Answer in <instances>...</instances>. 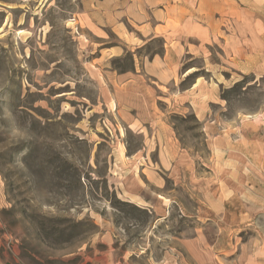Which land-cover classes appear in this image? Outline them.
<instances>
[{"label":"rangeland","instance_id":"rangeland-1","mask_svg":"<svg viewBox=\"0 0 264 264\" xmlns=\"http://www.w3.org/2000/svg\"><path fill=\"white\" fill-rule=\"evenodd\" d=\"M173 3L185 20H171ZM196 4L0 0V264H202L178 241L198 234L207 264H264V79L215 86L221 101L208 104V121L227 133L222 153L171 101L196 77L210 79L204 57L226 58L221 39L183 55L173 81L157 77L169 41L180 50L199 45L189 20ZM191 67L197 72L185 75ZM149 100L162 116L147 132L127 117L132 107L146 115ZM243 135L257 148L238 146ZM158 152L181 184L142 172L148 157L157 173ZM256 154L258 163H248ZM221 155L246 159L242 177L222 176ZM137 184L150 212L133 201ZM222 186L233 192L223 211L208 207Z\"/></svg>","mask_w":264,"mask_h":264},{"label":"crops","instance_id":"crops-1","mask_svg":"<svg viewBox=\"0 0 264 264\" xmlns=\"http://www.w3.org/2000/svg\"><path fill=\"white\" fill-rule=\"evenodd\" d=\"M189 3L192 4L190 1ZM170 7H172L173 12L171 20L178 22L180 20L182 21V19L185 20V17H182L181 14L180 4L173 3ZM161 13L165 15L167 14L164 10H161ZM189 20L195 21V25L193 26L194 29H192L190 33L191 37H194L199 45L189 43L184 50H180L177 46H171L172 41H169L164 50L163 60L161 59L163 68L165 69L166 67L167 70L162 69L157 73V77L158 79L160 77V82L163 84L173 81V75L178 73L179 67L181 66V57L183 55L188 54L196 56L200 54V44L203 43L208 45L210 39H214V37L221 39L224 45L226 58L224 57L221 62L215 63L208 59L209 55L204 57L203 70L206 73L211 74L210 79L200 80V78L196 77L187 89L178 90V96L175 99V96L173 98L171 97V101L172 103H178V107L183 109V114H186L187 112L193 114L203 125L205 135L209 138L208 141L210 144H212V151L218 150L223 153L224 150H229L230 147L227 146V149H221V147L218 148V145L225 141L224 137L227 136V133L223 135L218 134L217 132L214 133V127L210 124L212 119H209L208 121L211 114L208 104L221 101L218 92L219 89L217 88L218 90H216L215 86L218 87L227 84L229 85L228 87H230L238 83V80H236L234 76L242 77L252 75L256 80L264 79V0H197V4L194 5L192 11L189 13ZM200 22H204V25ZM163 25L164 24L157 26L164 27ZM197 70V68L191 67L185 72V75H192L196 73ZM224 71L225 74L227 73V77L221 80L222 75L221 77H217L216 74L217 72L222 74ZM167 72H170V74ZM150 101L151 100L148 102V111L146 112V115L144 110L142 113H137L136 108L132 107V114L129 113L127 117L130 124L137 122L141 127H145L147 132L152 123L156 124L158 122L156 119H158L159 115L162 116L161 112H157V110L152 107ZM262 112L263 113L258 115L260 120H264V110ZM241 140L243 142H241ZM236 142L238 146L239 144H242L244 150L246 147L248 148L246 145H251L252 148H257V143L255 141L249 143L244 135L239 137ZM146 145L149 148H156V150L157 147L159 148L156 141L150 140V137H148ZM254 156L256 157L255 159L253 157L252 159H247L248 163L251 161L252 165L258 163L257 154ZM220 157L221 159L216 157L215 165H222L221 171L216 168L222 176L226 175V177H229L230 179L236 174L238 177H242L244 171L241 172L240 166L242 163L244 169L247 168L246 166H248V163H245L246 159L241 160V158H239L235 161L234 158L231 157L226 159L223 155ZM143 160L146 168H141L142 172L157 174L158 177H160L158 173H168V176L172 177L176 183H180L174 176L175 174H173L175 170L172 172V166H175L174 169H176V165L173 161L170 162V159L161 156L159 152L156 162L158 167L157 173L149 170L148 164L150 158L145 157ZM137 187L139 188L136 190L140 191L141 195L139 196V194H137L135 196L136 199L133 200L134 203L139 205L142 209H146L150 212V206L148 205L149 201L143 199L145 197L142 196L144 188L139 186V184H137ZM161 189L163 190V186ZM131 191H133V189ZM232 194L233 192L231 190L222 186L218 189V192L215 195L218 196V200L209 202L208 207L212 208L214 205L219 206L223 211V206ZM224 195L227 196V198L224 199ZM154 196L161 199L163 197H168L169 195L164 191H158ZM160 204L165 205L164 202L161 201ZM204 212L205 214L208 213L206 210H204ZM221 212L216 211L215 214H220ZM205 220L208 221L209 219L205 218ZM203 239H206L205 236H200L198 234L190 239H179L178 241L185 251L191 254L195 260H199L202 264H207L211 260V253L208 254L206 249L201 251L196 249L198 243L204 246L206 245V242ZM207 256H209V258ZM166 262L169 261L166 259Z\"/></svg>","mask_w":264,"mask_h":264},{"label":"built area","instance_id":"built-area-1","mask_svg":"<svg viewBox=\"0 0 264 264\" xmlns=\"http://www.w3.org/2000/svg\"><path fill=\"white\" fill-rule=\"evenodd\" d=\"M116 264H120V263H116Z\"/></svg>","mask_w":264,"mask_h":264},{"label":"trees","instance_id":"trees-1","mask_svg":"<svg viewBox=\"0 0 264 264\" xmlns=\"http://www.w3.org/2000/svg\"><path fill=\"white\" fill-rule=\"evenodd\" d=\"M236 85H237V84H235V86H236ZM235 86H234V87H235Z\"/></svg>","mask_w":264,"mask_h":264}]
</instances>
